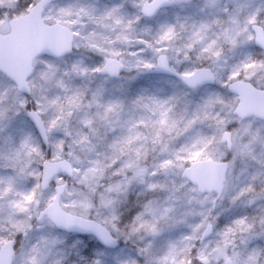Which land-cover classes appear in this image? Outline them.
Masks as SVG:
<instances>
[{"label": "snow or ice", "instance_id": "6c2138e0", "mask_svg": "<svg viewBox=\"0 0 264 264\" xmlns=\"http://www.w3.org/2000/svg\"><path fill=\"white\" fill-rule=\"evenodd\" d=\"M0 264H264V0H0Z\"/></svg>", "mask_w": 264, "mask_h": 264}]
</instances>
